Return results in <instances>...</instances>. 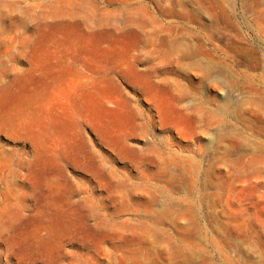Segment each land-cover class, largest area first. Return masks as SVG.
<instances>
[{
	"label": "rangeland",
	"instance_id": "374dc122",
	"mask_svg": "<svg viewBox=\"0 0 264 264\" xmlns=\"http://www.w3.org/2000/svg\"><path fill=\"white\" fill-rule=\"evenodd\" d=\"M0 264H264V0H0Z\"/></svg>",
	"mask_w": 264,
	"mask_h": 264
},
{
	"label": "bare ground",
	"instance_id": "6f19581e",
	"mask_svg": "<svg viewBox=\"0 0 264 264\" xmlns=\"http://www.w3.org/2000/svg\"><path fill=\"white\" fill-rule=\"evenodd\" d=\"M150 44V43H149ZM185 52V51H184ZM187 52V51H186ZM188 55V54H187ZM205 54H203V56H204ZM205 57V56H204ZM206 61V60H205ZM202 63V62H201ZM170 204V203H169ZM172 208V207H171ZM153 236L155 237V238H159V237H163V235H161V231L159 230V229H154L153 231ZM171 244H177V238L176 237H173V236H169V237H165ZM186 250H188L189 252H190V250L189 249H186Z\"/></svg>",
	"mask_w": 264,
	"mask_h": 264
}]
</instances>
